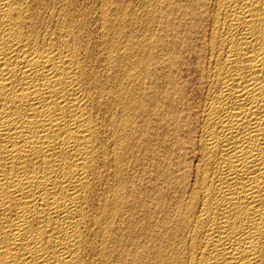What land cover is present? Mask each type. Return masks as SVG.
Segmentation results:
<instances>
[{"label": "bare ground", "instance_id": "bare-ground-1", "mask_svg": "<svg viewBox=\"0 0 264 264\" xmlns=\"http://www.w3.org/2000/svg\"><path fill=\"white\" fill-rule=\"evenodd\" d=\"M125 4L0 0V264H264V0Z\"/></svg>", "mask_w": 264, "mask_h": 264}, {"label": "rangeland", "instance_id": "rangeland-1", "mask_svg": "<svg viewBox=\"0 0 264 264\" xmlns=\"http://www.w3.org/2000/svg\"><path fill=\"white\" fill-rule=\"evenodd\" d=\"M123 2H125L127 5L128 3V6L130 7V9L136 11L137 13L140 12V10L143 9L144 7V4H145V0H122ZM132 2V3H131ZM143 5V6H142ZM136 6V7H134ZM134 8V9H133ZM137 8V9H136ZM140 9V10H139Z\"/></svg>", "mask_w": 264, "mask_h": 264}]
</instances>
